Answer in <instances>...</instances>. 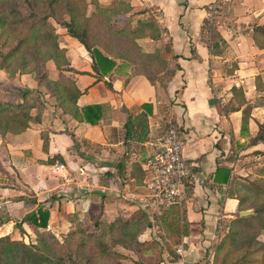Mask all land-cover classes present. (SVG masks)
<instances>
[{"label": "crops", "instance_id": "crops-1", "mask_svg": "<svg viewBox=\"0 0 264 264\" xmlns=\"http://www.w3.org/2000/svg\"><path fill=\"white\" fill-rule=\"evenodd\" d=\"M125 1L134 19L153 18L161 29L159 40H138L150 46L144 51L161 48L167 51L169 66L178 68L165 88L121 59H113L116 65L101 77L93 72L86 49L64 27L56 28L69 67L86 72L65 73L83 92L77 106L100 105L102 119L96 125L79 122L47 92L39 122H30L20 134L0 136V167L7 176L0 177V237L30 243L37 231L64 236L76 222L92 223L100 210L109 221L142 212L152 221L145 179H140L142 162L170 121L180 128L191 173L183 189L188 232L172 245L153 224L139 236L138 251L117 248L126 256L117 264H210L222 236L218 224L228 226L242 211L253 213L240 209L229 191L242 180L264 183V139L252 142L264 122L259 104L263 92L256 88L258 80L264 82V48L252 38L253 27L264 21V0H228L211 22L210 0ZM212 33L223 40L215 50L210 49ZM58 76L57 70L49 71L50 79ZM21 79L36 88L34 79L25 76L16 78L18 87ZM234 86L241 88L246 103L226 111L231 104L238 106ZM144 104L149 105V140L126 142L127 114L141 112ZM134 162L141 169L134 170ZM39 208L47 214L46 227L24 222L21 233L16 222ZM257 240L264 244V230Z\"/></svg>", "mask_w": 264, "mask_h": 264}, {"label": "trees", "instance_id": "trees-1", "mask_svg": "<svg viewBox=\"0 0 264 264\" xmlns=\"http://www.w3.org/2000/svg\"><path fill=\"white\" fill-rule=\"evenodd\" d=\"M89 4L95 11L88 16ZM131 9L125 0H115L112 6H102L99 0H0V71H6L10 76L33 74L36 87L43 86L64 113L79 122L96 125L102 119V107L88 105L80 109L77 106L83 92L65 73L86 72H76L69 67L66 50L59 45L55 25L64 27L67 34L86 49L92 58L94 73L106 76L116 65L113 59H121L132 64L135 72L145 75L151 83L158 81L165 88L178 66H169L165 50H156L152 54L141 51L138 40H159L161 29L153 18L134 19L133 14L129 15ZM119 14H123L124 25L112 28L105 24L102 30L110 40H96L97 19L101 17L108 21ZM119 17L117 19L120 20ZM212 37L214 41L210 49L221 47L223 40L214 33ZM252 38L255 45L264 48V21L253 27ZM50 62L59 72L55 80L49 78L47 64ZM106 86L111 88L109 83ZM256 88L263 92L259 104L264 107V82L258 80ZM231 91L238 106L231 104L226 111L233 112L246 101L241 88L234 86ZM20 94V102L0 100L1 137L8 133L20 134L28 129L30 122L40 121L45 105L44 93L38 88L28 87ZM148 113V104L142 105L139 113L128 112L124 123L126 142H148ZM263 139L264 122L259 125L252 142ZM133 166L134 170L141 169L140 162H134ZM219 169L222 168L217 171ZM142 170L140 179L143 182L145 169ZM222 170L228 172L227 169ZM0 171L4 172L1 167ZM228 195L238 200L240 209H252L253 213L237 215L229 222L228 231L219 238L212 252L210 264H264V244L257 240L264 230V183L242 180L235 183ZM183 203L182 200L167 209H156L152 221L146 212L137 217L119 216L109 221L100 210L92 221L93 230L89 231L82 222H76L74 228L61 238L45 230L37 231L35 240L30 243L13 240L8 235L1 236L0 264H117L118 260L126 258L117 248L138 251L142 246L139 236L153 224L162 229L172 245H178L188 232ZM46 221V212L39 208L15 225L23 233L22 223L30 222L45 228ZM259 254L261 257L257 259Z\"/></svg>", "mask_w": 264, "mask_h": 264}, {"label": "built area", "instance_id": "built-area-1", "mask_svg": "<svg viewBox=\"0 0 264 264\" xmlns=\"http://www.w3.org/2000/svg\"><path fill=\"white\" fill-rule=\"evenodd\" d=\"M228 0H210L208 20L220 13ZM162 149V151H159ZM145 186L150 208L167 209L180 204L184 196V184L191 177L183 156V141L178 125L167 121L166 130L152 152L144 160ZM153 212V213H154ZM229 227L221 223L217 226L218 235L227 232Z\"/></svg>", "mask_w": 264, "mask_h": 264}, {"label": "rangeland", "instance_id": "rangeland-1", "mask_svg": "<svg viewBox=\"0 0 264 264\" xmlns=\"http://www.w3.org/2000/svg\"><path fill=\"white\" fill-rule=\"evenodd\" d=\"M87 1H89V0H87ZM99 2H100V4L102 6H109V5L112 6V0H111V2L104 1V0H99ZM94 11H95L94 6L92 4H89L87 6L86 14L89 16ZM118 17L120 18V20L117 19ZM118 17H112V19H109L110 21L109 20L106 21L104 18L101 19V17L98 18L97 19V23L95 25V28L97 29V33L95 35V39L98 40V41H103L105 39H109L110 40V37H108V35H106V33L102 30V27H104L105 24H108V25L112 26V28H115V27L120 26V25H124L125 21H124V19L122 20L123 14H119ZM55 26H56V28L58 30L60 25L56 24ZM211 31H213V29H211ZM113 40L114 39L112 37V41ZM146 44L147 43H145V42L138 43V45L140 46L141 51L144 52V53L152 54V53H155L156 50H162L161 48H157L153 52L144 51V48L147 49V50H150V49H148V48H150V46H146ZM148 44H150V43H148ZM130 48L131 47H129V49ZM47 67H48L49 71L51 70L52 73L56 71L55 67L53 66V64L51 62L47 64ZM24 76L25 77H29L30 79L34 78L33 74H19V73H16L13 76H10L8 72L2 70L1 71V78H0V100H6V101H9V102H20V100H21V94H20L21 90H23L24 88H28V87L26 85L27 83L25 82V80H22V79L20 81L18 80V82H20L19 86H22V88L18 87V83L16 84L15 80H16V78H23ZM36 88H38L40 90V92H44L43 90H45V88L43 86H37ZM33 89H35V88H33ZM44 94H48L46 90H45ZM44 94H43V97H44ZM257 98H255V99H257ZM1 176L7 177L6 175H4V173H2L0 171V177ZM23 190L26 191L25 189H23ZM151 211H153V210L151 209ZM142 213H144V212H142ZM82 225L89 231L93 230L91 222H89L88 224L82 223ZM1 233L2 232H0V234ZM61 237H59V238H61ZM88 248H89V244L87 245L86 250Z\"/></svg>", "mask_w": 264, "mask_h": 264}, {"label": "water", "instance_id": "water-1", "mask_svg": "<svg viewBox=\"0 0 264 264\" xmlns=\"http://www.w3.org/2000/svg\"><path fill=\"white\" fill-rule=\"evenodd\" d=\"M159 151H162V149H160ZM251 213V211H242V212H240V216H245V215H248V214H250Z\"/></svg>", "mask_w": 264, "mask_h": 264}]
</instances>
